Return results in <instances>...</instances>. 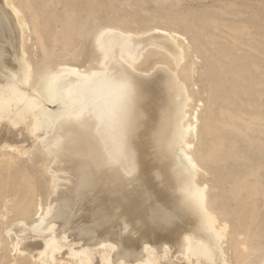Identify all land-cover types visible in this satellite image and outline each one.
<instances>
[{"label":"bare ground","instance_id":"1","mask_svg":"<svg viewBox=\"0 0 264 264\" xmlns=\"http://www.w3.org/2000/svg\"><path fill=\"white\" fill-rule=\"evenodd\" d=\"M134 1L0 0V29L8 35V46L0 44V136L10 134L0 140V219L8 220L0 229V264H59L57 252L65 246L74 258L69 264H174L175 258L231 264L232 252L235 264H264V227L256 226L257 202L264 199L262 175L256 173L254 183L244 180L234 193L228 191L232 201L242 198V207L249 210L230 215L222 195L215 192L224 188L208 185L209 172L202 164L234 158L226 146L229 137L222 133L235 135L240 117L230 115L219 121L220 127L209 118L207 147H192L201 140L193 102L199 92L196 60H203L181 41L180 33L152 26L151 21L142 26L131 17L133 6L148 11ZM150 31L170 34L131 35ZM88 32L100 54L96 66L83 68L79 60ZM255 51L259 57L253 63L254 77L260 89L256 104L261 109L257 119L264 135V50ZM153 52L170 62L183 60L184 69L177 65L172 74L163 60L149 76L150 69L136 60ZM206 66L215 78L219 71ZM156 77L167 98L145 100L144 95H162L150 84ZM218 79L222 87L225 79ZM54 105L57 111L51 109ZM20 112L33 119L27 124L30 132L37 116L49 128L43 149L30 158L35 161L31 168L17 163L19 155L30 154L24 146L15 147L17 141L11 138L23 118ZM81 123L84 138L78 137ZM80 140L88 143L90 161L83 159L84 153L78 155L90 162L87 173L83 162L79 167L75 163L76 151L83 146L77 145ZM115 188L122 193L112 195ZM83 199L88 208L82 214L67 212ZM229 217L239 225H231ZM45 230L48 236L35 237ZM14 251L27 253L11 259Z\"/></svg>","mask_w":264,"mask_h":264},{"label":"rangeland","instance_id":"2","mask_svg":"<svg viewBox=\"0 0 264 264\" xmlns=\"http://www.w3.org/2000/svg\"><path fill=\"white\" fill-rule=\"evenodd\" d=\"M134 4L141 5L142 8L148 11L146 13L141 12L140 8L133 6L129 9L131 17H134V19L141 21L142 26L151 21L152 26H158L160 28L163 27L175 33H180L183 36L181 41L185 44L189 43L190 46L194 47V49L199 52L200 57L203 60L202 62H204L203 69L202 62L200 60H196V62L198 63L199 71L195 75L196 77L194 80L196 90L199 92H197V100L193 102V107L199 113V118L201 120L199 122L198 129L201 140L195 141L192 147L194 148L196 146V150L199 151L207 147V135L205 127L209 118H213L216 121V124H218V126L220 127L222 124L219 123V121L223 122V120L225 119L229 120L230 115L240 117V120L237 121L239 129L238 132L234 133L235 135L226 133V130L222 133L228 135L227 137H229L228 141H226V146L228 149H230L231 153L234 154V158L217 164L211 161L208 162L206 160L202 162V164L209 172V175L207 176L208 185H218L219 183L224 188V190L220 188V190H215V192L222 195V203H226L228 205L229 209H227L226 211L230 215H235L236 213L241 214V212L245 210L249 211L248 209L242 207V198H239V200H237L236 202L232 201L234 196L229 194L228 191L234 193L235 186L239 185L244 180H248L254 183V181L257 179V177H255L256 173L262 175L263 178L261 179V182L264 186V169H262V166L264 165V145L262 143L264 135L261 133V127L259 125L260 121H258L257 119L261 109L259 108V105L256 104L257 101H260L258 92L260 89H258L255 84L256 82L254 74L257 75V72L256 68L253 66V63L256 62L255 59L259 57V54L257 53V51H255V49L258 48L259 50H264V0H136L134 1ZM238 12L242 14H239ZM155 32H158L159 34L163 33V35L167 37H169L168 34H170L167 32L165 33L159 31H150L147 32V34L135 35L132 33L131 35L137 38H143L150 35H157L158 33L156 34ZM84 36L85 37L83 39L82 47L83 55L79 60V65L83 68L88 67L89 64L96 66V62L94 60H96L99 56L100 50L95 44L94 35L92 32H88ZM0 37L3 38V40L2 38L0 39V44L4 42L6 44L4 45L3 43L2 45L8 46V38H6L8 37V35L6 34V30L3 28L0 29ZM206 49L209 52H205ZM163 60L166 61L167 59H164L161 54L157 55V53L153 52L147 54V56L143 58H138L136 62L140 64L144 70L149 68L150 72L148 74L152 77L153 75L151 72L154 71L158 66H161L163 64L161 63ZM187 64L189 63L187 62ZM207 64L219 71L215 74V78L208 75V66H206ZM163 65L169 72H172V74H174L175 66L178 65V69L182 70L184 69L183 66L185 64L183 60L182 62H178L176 61V59L172 58L171 62L168 61L167 64ZM154 66L157 67L154 68ZM185 67H187V65ZM138 73L140 75H145V73L143 72ZM218 77L225 79L222 87L217 85L219 84ZM156 79L150 82V84L152 85V87L160 90L161 92L162 84H157L160 82L158 80L160 79V77H156ZM161 93L162 95H156L158 93H152L149 96L144 95V97L142 98L148 101L149 99H151L152 101L155 100L154 102L158 100L157 102H159V99L162 100V98H167V96L165 95L166 93ZM155 96H157L158 98H152ZM51 109L57 111V109L59 108L57 107V105H54L51 107ZM12 113H14V111H12ZM24 113L25 112H20L19 116L23 117L24 119H20L19 125L16 128V137H14V135L11 138L17 141V144H15L16 146H13L21 148H23L24 146L23 150L25 152H29L30 154L19 155L17 163L19 162V165L22 168H31L33 167L35 161H31L30 158H33L35 155H37L36 153L38 152V150L43 149L41 141H44V138L47 137H44V135H46L45 133L49 128H45V121L37 116L36 120L33 121L34 123L32 122L31 124L32 127H34V131L30 132L28 128L30 126L27 124H29L33 119L30 117L27 118L28 114ZM7 116L8 115H2L1 117L8 118ZM41 119L43 120V122H41ZM241 119H243L244 121ZM38 124H40V127L38 126ZM36 125L38 129H36ZM23 126L26 129L22 128ZM79 127L82 129L79 130ZM84 128L85 126L83 123L77 126V132L79 133L78 137L82 136L84 138V135L82 134V132L85 131ZM5 135H8L7 137H10V134H3L2 137L0 136V140L6 138ZM231 135L234 138L235 143V146L232 149L229 143V141L232 140ZM210 137L209 140L214 139L212 136ZM25 138L26 140H24ZM80 141L79 143L78 141H76L77 145L83 144V146H80V148L78 147V153L76 151L77 158L75 157V163L77 164V167H79L81 166L80 162H83V167L81 166V168H84V166L87 167L83 169V171L87 173L90 172L88 168L91 169L89 165L90 162H87L90 161V157L88 156V154L90 155V153L88 152V143L86 140L81 142ZM3 145L4 143L1 144L0 149ZM83 153L85 157L87 155L89 158L86 157L85 159V157H83ZM78 155H81L84 160H87V158L88 160L85 162L82 157ZM78 158H80L81 160H79ZM86 165H89V167ZM64 182L68 183L67 181ZM81 190L85 191L86 189L85 187H81L80 191ZM122 191L123 189L119 190L118 188H115L111 191V193L115 196L120 195ZM210 191L214 192V189ZM114 203L116 204V201ZM263 203L264 199L260 197L259 201L257 202V213L259 218L257 219L258 224L256 226L261 225L264 227ZM87 206L88 205L85 204L84 199L82 201L79 200L77 205L69 207L67 212H76L80 215L84 210H86V208H88ZM242 218L243 216L241 215V222H243ZM228 220L234 227L237 224L239 225L240 223L238 222L239 220L234 219V217H229ZM7 221L8 220L6 219H0V229ZM20 223L24 222L21 221ZM12 225L14 226L20 224L15 223ZM255 228L256 227H254V229ZM45 231L36 233L35 237L41 238L42 236H48V233H50V231H46L47 234L45 233ZM214 232L217 234L216 231ZM4 233L2 236L6 238V235H4ZM13 234H16V232H11V235L15 237V235ZM262 236H264V233ZM261 240L264 241V238ZM31 241L35 240H30V242ZM67 248L68 246H65V249L57 252L56 258H58L57 260L59 264H69V258L71 257L72 260L74 259L69 252L71 248ZM32 252L31 254L34 257L39 258L34 250ZM20 253L21 252L16 253L14 251L10 254L11 259H16L18 257L17 254H19L20 257L24 256L27 252L24 251L23 253ZM234 257L235 255L232 252L231 264H235ZM75 258L77 259L78 256ZM97 262L98 260L95 261V264H100L99 262ZM173 263L193 264L192 262H188L185 258H175ZM41 264H43V261H41ZM75 264H79V261H77V263Z\"/></svg>","mask_w":264,"mask_h":264}]
</instances>
